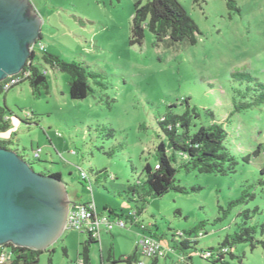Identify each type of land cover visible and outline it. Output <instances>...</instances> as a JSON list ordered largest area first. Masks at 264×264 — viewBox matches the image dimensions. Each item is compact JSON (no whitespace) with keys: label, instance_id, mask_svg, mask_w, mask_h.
Returning <instances> with one entry per match:
<instances>
[{"label":"rangeland","instance_id":"obj_1","mask_svg":"<svg viewBox=\"0 0 264 264\" xmlns=\"http://www.w3.org/2000/svg\"><path fill=\"white\" fill-rule=\"evenodd\" d=\"M136 1L29 0L41 21L36 55L46 52L83 64L97 78L89 80L93 94L74 101L70 77L40 59L48 88L36 91L25 81L0 93V108L10 111V129L0 132V140L11 141L10 149L36 172L60 173L70 204L94 201L100 216L117 219L108 209L125 216L143 206L134 203L137 197L128 187L145 181L144 166L153 165L157 146L167 143L160 127L163 117L189 111L191 133L223 124L225 147L237 162L234 173L181 169L175 185L187 194L170 191L149 199L137 224L116 225L89 246L90 264H126L137 254L138 242L153 236L175 250L159 264H212V258L199 253L216 255L244 221L248 227L264 223V104L237 112L235 104L249 101L239 95L248 85L232 78L233 73H248L264 83V0H232L234 8L229 0H179L198 26L195 45L157 43L146 31L143 43L131 46ZM259 146L262 151L255 157ZM38 149L40 158L34 159ZM81 171L92 181L93 194ZM101 173L106 176L99 177ZM177 233L199 238L181 250ZM87 240V234L65 229L40 255L39 264H82ZM137 256L135 264H153V259ZM218 264H264V249L237 244Z\"/></svg>","mask_w":264,"mask_h":264},{"label":"trees","instance_id":"obj_2","mask_svg":"<svg viewBox=\"0 0 264 264\" xmlns=\"http://www.w3.org/2000/svg\"><path fill=\"white\" fill-rule=\"evenodd\" d=\"M143 1L137 0L134 5L135 12L132 19L129 41L131 46L141 45L144 41L146 31L153 34L157 43L166 41H169L171 44L188 42L191 45H195L197 43V35L200 34L198 26L188 15L179 0H147L146 3ZM228 6L234 8L235 4L232 0H229ZM42 54L41 58L33 54V60L28 63L21 74L15 77H22L24 73H28L29 76L21 79L12 88L25 81H29L31 87L36 91L40 88H48L46 71H42L38 66V62L41 59L44 64L70 77L69 95L72 100L82 101L93 94L94 91L89 84V80L96 79L97 76L90 72L88 67L79 63H68L60 57L46 52ZM232 78L237 82L248 85L245 92L239 91V95L243 99L249 97V101L235 104V110L237 112L264 104V83H261L257 78H254L248 73H233ZM3 92L8 91H4L2 84H0V93ZM193 112L196 113V109H193ZM7 113H10V111L6 107L0 108V132H5L10 129V119L7 117ZM160 127L165 134L167 143L162 141L157 146L154 155L155 163L153 165L147 163L144 166L143 173L145 181L143 183L132 184L128 187V192L132 196L137 197L136 202L131 199L129 201L142 203L143 206L136 207V209L130 211L125 216L115 215L111 209H108L109 213L118 219L113 221L109 217L107 218L115 225L119 221L124 222L125 225L122 227L124 229L127 227V221L131 224L138 223V217L144 210V205L149 199L162 198L170 191L187 194L186 189L175 185L176 177L181 169H185L186 171L196 170L200 174H216L222 176H227L235 172L237 162L225 147L228 134L223 124L214 122L209 127H200L195 133H191L192 117L190 112L187 111L183 115L167 114L161 120ZM109 133L111 136L113 135V131L110 130ZM10 145L11 141H0L1 148L10 149ZM37 151L40 150L38 149ZM261 151L262 147L259 146L253 152V156L257 157ZM39 158L40 154L39 157L34 156V159ZM244 161L249 163L250 156H246ZM81 173H84L85 177H82ZM261 174L264 175V166L261 169ZM44 175H51L56 179L62 180L60 173L48 172ZM102 176H106V174H99V177ZM80 178L83 182L88 183V188L93 194V184L88 174L81 171ZM243 215L246 217L245 219H249L247 213ZM200 227L201 225L197 226L193 233H196ZM256 234L260 235V240L255 238ZM87 236L88 240L86 242L82 264H90V244L99 243L91 235L87 234ZM149 237L154 238L153 236ZM176 237L180 238L178 248L181 250L189 249L197 243L199 238L198 236L186 238L182 233H177ZM241 243H251L252 246L259 244L264 249V223L258 226L248 227L244 221L240 226L239 232L226 237L216 250V255H211V251L202 252L199 255L205 260L212 258L211 263L218 264L224 261V256L228 254L233 246ZM5 247H10L14 252V260L11 264H39V257L43 253V251L16 247L12 244H7ZM167 248L175 251L173 247ZM137 254L140 255L138 252ZM137 254L135 253L123 262L126 264L139 263ZM150 259H153V264H159V258ZM117 263H121V261ZM50 264H52L51 260Z\"/></svg>","mask_w":264,"mask_h":264},{"label":"water","instance_id":"obj_3","mask_svg":"<svg viewBox=\"0 0 264 264\" xmlns=\"http://www.w3.org/2000/svg\"><path fill=\"white\" fill-rule=\"evenodd\" d=\"M40 27L29 0H0V84L33 60ZM69 208L62 180L0 147V246L46 250L66 229Z\"/></svg>","mask_w":264,"mask_h":264},{"label":"built area","instance_id":"obj_4","mask_svg":"<svg viewBox=\"0 0 264 264\" xmlns=\"http://www.w3.org/2000/svg\"><path fill=\"white\" fill-rule=\"evenodd\" d=\"M32 52L36 55L35 46L32 47ZM15 76L9 77L1 83L4 91H9L12 86L19 83L21 79L27 78L29 74L24 73L22 77ZM39 154L40 151H37L34 153V156L39 157ZM81 176L85 177V174L81 173ZM117 225L124 227L125 224L124 222L119 221ZM114 226L116 225L107 217L98 214L94 201L88 202L87 204L70 205L66 219V229H74L89 234L95 241L101 242L103 231L111 232ZM137 252L144 257L160 259L165 258V256L173 251L163 246L158 240L145 236L138 242ZM13 260V250L10 247H5V245L0 246V264H11Z\"/></svg>","mask_w":264,"mask_h":264},{"label":"crops","instance_id":"obj_5","mask_svg":"<svg viewBox=\"0 0 264 264\" xmlns=\"http://www.w3.org/2000/svg\"><path fill=\"white\" fill-rule=\"evenodd\" d=\"M0 141H8V140H0ZM84 203H87V202H82V203H80V204H84ZM70 205H72V204H70ZM96 208H97V212L99 213V207L96 206ZM109 218H110V220H113V221L118 219V218H117V219H113V218H111V217H109ZM104 232H107V231L104 230ZM107 233H108V232H107Z\"/></svg>","mask_w":264,"mask_h":264}]
</instances>
